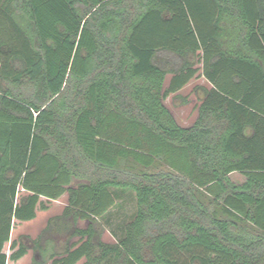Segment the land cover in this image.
<instances>
[{"label": "trees", "instance_id": "16d2710c", "mask_svg": "<svg viewBox=\"0 0 264 264\" xmlns=\"http://www.w3.org/2000/svg\"><path fill=\"white\" fill-rule=\"evenodd\" d=\"M197 59L210 87L184 127L165 101L188 103ZM111 189L137 202L115 243ZM64 195L8 257L14 221ZM29 251L32 264H264V0H0V264Z\"/></svg>", "mask_w": 264, "mask_h": 264}, {"label": "rangeland", "instance_id": "374dc122", "mask_svg": "<svg viewBox=\"0 0 264 264\" xmlns=\"http://www.w3.org/2000/svg\"><path fill=\"white\" fill-rule=\"evenodd\" d=\"M197 62L196 68L199 70L198 74L190 82V84H188L178 94L181 98H187L188 103L184 104L180 98L174 103L173 97H169L165 101V104L171 109L178 123L184 127L191 126L198 116L197 108L200 102L198 100V95L194 91L195 87H210V84L202 76V63L200 62V59H197ZM171 77V75L167 77L165 87L168 86ZM231 179L236 183H241L245 180V177L240 173H233L231 175ZM111 192L115 197L116 205L101 219V223L105 227L102 238L105 242L115 243L123 236L125 225L134 219L137 211V202L135 194L131 191L111 189ZM22 194L23 192L20 193V196ZM42 201L46 204L48 210L43 211L39 209L38 219L34 223L28 224L18 222L17 220L14 221L11 241L7 243L4 248V252L8 257L13 253V250L11 249V242L16 240L21 235L30 236L31 238L37 236V234L41 231V228L46 224L47 219L63 211V208H65L67 204V195H64L61 199L55 202L47 201L44 198ZM86 224V222L80 221L78 225L83 228L86 227ZM30 256L31 253L24 260L23 264H29L31 261ZM9 264L15 263L10 261Z\"/></svg>", "mask_w": 264, "mask_h": 264}, {"label": "crops", "instance_id": "0c3cea01", "mask_svg": "<svg viewBox=\"0 0 264 264\" xmlns=\"http://www.w3.org/2000/svg\"><path fill=\"white\" fill-rule=\"evenodd\" d=\"M180 93V92H179ZM178 93V94H179ZM56 201H58V200H56ZM51 202H55V201H51ZM48 210V209H47ZM46 210V211H47ZM63 210H64V208H63ZM39 211H37V217L34 219V220H32V221H28V222H22V223H34L37 219H38V216H39V213H38ZM63 213V211L61 212V213H57L56 215H54V216H52L51 218H53V217H56V216H59V215H61ZM51 218H49V219H47V221H46V224L41 228V231L43 230V229H45V227L47 226V224H48V221L51 219ZM41 231L37 234V236H35V237H33L34 239L35 238H37L38 237V235L41 233ZM31 253V261L29 262V264H32V262H33V258H34V255H32V251H29L28 252V254L27 255H25L23 258H21V259H19V260H17V261H12V262H14L15 264H23V262H24V260L29 256V254ZM10 259H8L7 260V264H9L10 263Z\"/></svg>", "mask_w": 264, "mask_h": 264}]
</instances>
